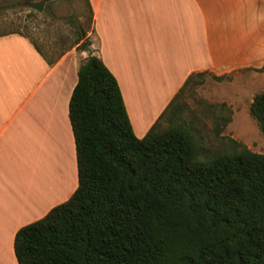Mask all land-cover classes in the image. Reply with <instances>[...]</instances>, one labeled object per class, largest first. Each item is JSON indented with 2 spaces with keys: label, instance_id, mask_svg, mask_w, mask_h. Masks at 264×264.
Segmentation results:
<instances>
[{
  "label": "trees",
  "instance_id": "trees-1",
  "mask_svg": "<svg viewBox=\"0 0 264 264\" xmlns=\"http://www.w3.org/2000/svg\"><path fill=\"white\" fill-rule=\"evenodd\" d=\"M78 32L73 45L88 52L68 103L78 185L17 230V264H264V154L226 138L224 151L204 155L189 127L171 124L175 99L208 72L189 75L138 138L116 78ZM17 34L49 65L69 50L49 59ZM166 112L170 123L158 129ZM249 113L264 134V91ZM220 120L217 135L230 116Z\"/></svg>",
  "mask_w": 264,
  "mask_h": 264
},
{
  "label": "crops",
  "instance_id": "crops-1",
  "mask_svg": "<svg viewBox=\"0 0 264 264\" xmlns=\"http://www.w3.org/2000/svg\"><path fill=\"white\" fill-rule=\"evenodd\" d=\"M88 1L94 55L116 78L138 138L190 74L264 68V0ZM77 60L70 49L49 65L26 37L0 35V264H17L19 228L77 188L68 117Z\"/></svg>",
  "mask_w": 264,
  "mask_h": 264
},
{
  "label": "rangeland",
  "instance_id": "rangeland-1",
  "mask_svg": "<svg viewBox=\"0 0 264 264\" xmlns=\"http://www.w3.org/2000/svg\"><path fill=\"white\" fill-rule=\"evenodd\" d=\"M29 1L41 0H0V34H25L44 56L55 59L66 49H75L73 43L79 37L78 31L82 30V39L89 40V49L94 54L95 38L85 0H51L43 5L40 12L26 5ZM76 51L80 65L88 52ZM194 83L189 84L175 99L173 105L180 106V110L171 124L189 127L204 155L224 151L227 148L226 138L241 142L252 152L264 154V134L249 113L253 96L264 91V68L238 70L236 74L215 75L208 72L203 77H195ZM139 99L152 100L151 97ZM155 99L162 102L164 97ZM143 102V107L156 105L154 101ZM221 103L225 104V111L219 108ZM227 114L230 121L217 135L214 119L222 118V123ZM169 123V113L166 112L158 129Z\"/></svg>",
  "mask_w": 264,
  "mask_h": 264
},
{
  "label": "water",
  "instance_id": "water-1",
  "mask_svg": "<svg viewBox=\"0 0 264 264\" xmlns=\"http://www.w3.org/2000/svg\"><path fill=\"white\" fill-rule=\"evenodd\" d=\"M48 1H51V0H41V1H39V2H27L26 3V5H28L29 7H31V8H34V9H36L37 11H41L42 10V8H43V5L46 3V2H48ZM81 35L83 36L84 34H83V32H82V30H81Z\"/></svg>",
  "mask_w": 264,
  "mask_h": 264
}]
</instances>
